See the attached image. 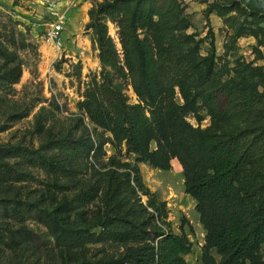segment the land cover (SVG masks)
I'll return each instance as SVG.
<instances>
[{
  "label": "rangeland",
  "instance_id": "rangeland-1",
  "mask_svg": "<svg viewBox=\"0 0 264 264\" xmlns=\"http://www.w3.org/2000/svg\"><path fill=\"white\" fill-rule=\"evenodd\" d=\"M54 1L59 13L64 14L60 48L43 39L51 21L49 2ZM103 1L0 0V148H25L47 163L41 168L28 164L23 157L6 161L25 177L8 185L0 184V198L10 197L22 213L20 221L0 220V264H95L101 258L116 257L121 250L115 243L95 240L82 248L66 249L56 242L51 228L62 232L84 228V219L103 209L98 200L101 173L117 162L124 165L122 170L132 169L135 164L136 155L128 153L124 145L116 146L111 129L93 122L81 106L97 95L96 83L104 73H108L112 85L128 104L138 103L117 24L107 21L117 53L111 69H103L98 50L90 42L87 12ZM177 4L182 14L176 37L195 63L211 66L226 84L231 83L236 57L264 69V0H178ZM216 6L238 15L245 32L238 35L230 29L214 10ZM137 32L144 40L152 92L159 99L162 92L157 79L158 52L163 44L148 27H139ZM231 43L236 55L230 50ZM195 92L191 88L196 104L185 117L189 124L214 132H234L239 128L211 114L193 96ZM174 101H184L178 86ZM148 147L154 149L155 143L150 141ZM136 166L139 177L132 184L139 188L142 201L154 195L165 207L172 231L184 234L191 242L190 253L182 255L185 264H203L205 230L195 210V200L184 191L178 160L172 158L168 169L142 162ZM89 188L97 197L81 205L77 195ZM262 251L264 254V243ZM211 253L218 258L214 250Z\"/></svg>",
  "mask_w": 264,
  "mask_h": 264
},
{
  "label": "trees",
  "instance_id": "trees-1",
  "mask_svg": "<svg viewBox=\"0 0 264 264\" xmlns=\"http://www.w3.org/2000/svg\"><path fill=\"white\" fill-rule=\"evenodd\" d=\"M177 1L104 0L87 12L89 39L98 50L103 69H111L117 61L107 21L117 24L138 103L128 104L108 73H104L96 83L97 95L81 106L93 122L111 129L116 146L124 145L136 159L132 169L122 170L124 165L117 162L101 173L98 200L103 209L87 216L84 228L64 232L51 228L56 242L66 249L82 248L93 240L121 247L116 257L101 258L95 264H185L182 255L190 253L191 242L184 234L172 231L165 207L154 195L143 202L139 188L132 184L139 177L138 162L168 169L170 160L176 158L182 169L184 191L195 200V210L205 230L203 264H264V69L236 57L231 83L226 84L211 66L195 63L176 37L182 14ZM214 10L236 34L245 32L238 15L229 14L223 6ZM139 27L151 29L163 44L158 52L159 99L152 92ZM230 50L236 55L233 43ZM200 66L204 70L198 71ZM176 86L182 94V104L174 101ZM191 88L196 89L193 96L211 114L239 128L234 132H214L189 124L185 117L196 104ZM150 141L155 143L152 150L148 147ZM15 157L26 158L30 165L47 166L41 156H34L28 149L2 147L0 184L24 179L6 162ZM96 197L89 188L80 190L76 199L87 205ZM17 207L10 197H1L0 220L20 221L22 213ZM93 228L97 231L91 232Z\"/></svg>",
  "mask_w": 264,
  "mask_h": 264
},
{
  "label": "built area",
  "instance_id": "built-area-1",
  "mask_svg": "<svg viewBox=\"0 0 264 264\" xmlns=\"http://www.w3.org/2000/svg\"><path fill=\"white\" fill-rule=\"evenodd\" d=\"M54 2H49V14L51 21L47 23V27L43 33V39L54 48H60L63 42L64 32V14L59 13Z\"/></svg>",
  "mask_w": 264,
  "mask_h": 264
}]
</instances>
